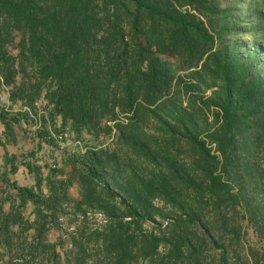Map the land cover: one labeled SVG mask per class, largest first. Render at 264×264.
I'll return each instance as SVG.
<instances>
[{"label": "trees", "instance_id": "1", "mask_svg": "<svg viewBox=\"0 0 264 264\" xmlns=\"http://www.w3.org/2000/svg\"><path fill=\"white\" fill-rule=\"evenodd\" d=\"M193 10L181 9L176 0H0V87L10 89L12 101L26 102V84L19 83L18 79L21 74L25 77L30 69L34 76V80L30 79L32 103L35 95L45 89L46 97L65 123L72 121L78 130L87 129L93 133L120 132L117 137L120 149L110 155L115 158L116 166L125 153H143L147 160L156 161L162 156L160 160H170L164 147L169 139L139 134V126L147 122L154 121L167 128L171 127L168 121L178 122L186 131L183 136L192 141L184 140L194 149L196 157L191 161L192 167L174 171L175 181L187 184L188 188L166 185L158 190L168 201H179L181 212L191 214V218H180L169 236L162 235V240L155 234L142 236L137 218H130L129 222H124L126 218H115L103 229L90 232L86 229L82 233H87L89 238L85 242H75L79 248L71 252L72 264L86 263V242L102 254L100 264H138L140 261L184 264L187 253L195 250L192 235L185 232V224L197 221L199 206L205 210L203 203L196 202V198H204V191L195 182L205 181L204 187L214 202L222 206L237 205L244 198L234 192L235 183H240L239 171L245 172L248 181L259 171L260 140H251L253 134L259 135V126L250 120L252 117L248 113L249 109L253 114L258 112L254 116L264 113V109L253 108V98L257 93L260 95V88L248 89L253 82L248 81V70L239 63L233 65L227 52L222 56L224 64L218 61L219 53L214 51L215 36L203 20L207 15L198 17L197 8ZM126 25H130L133 34L131 40L136 39L134 45ZM140 38L145 39V44ZM159 52L181 57L186 71L197 69L205 59L202 68L207 70L208 60L214 57L216 67L223 74L220 86L223 101L216 106L222 123L212 132H191L196 123L194 116L198 115L196 110H189L180 101L171 102L173 76L168 65L157 56ZM261 91L263 93L264 89ZM247 104H252L248 110ZM6 117L1 113L0 122L10 129L11 122H7ZM171 135L177 137L174 133ZM203 135L206 138L201 137ZM212 145L217 146L218 154L214 153ZM3 146L0 139V147ZM98 154L107 158L104 150L95 153ZM95 169L105 175L112 168L101 158ZM243 190V186L240 187V191ZM17 191L37 205L33 191L20 187ZM176 196L183 200L172 198ZM193 202L199 205L198 209ZM128 208L133 213V207ZM11 218L23 220L20 215L4 214L0 204V233H9L10 224L16 221ZM38 233L35 240L39 242L44 230ZM161 241L168 248L166 256L162 257L158 254ZM212 241L217 240L213 238ZM45 247L51 248L49 252L60 258L54 245L46 244ZM222 248L219 264H228V251L224 245Z\"/></svg>", "mask_w": 264, "mask_h": 264}, {"label": "rangeland", "instance_id": "2", "mask_svg": "<svg viewBox=\"0 0 264 264\" xmlns=\"http://www.w3.org/2000/svg\"><path fill=\"white\" fill-rule=\"evenodd\" d=\"M176 1L183 10L197 8L198 17L207 15L203 20L215 36L214 51L219 53L218 61H222L227 52L233 65L239 63L248 70V81H253L248 89L260 88V95L257 93L253 98V108L264 109V92L261 91L264 89V1ZM125 28L131 40L130 25ZM19 39L17 34L16 41ZM135 40H131L133 45ZM139 41L146 42L144 38ZM11 51L18 54L15 48ZM157 54L173 76L171 102L180 101L198 114L194 116L196 123L191 132H212L222 123L216 106L223 101L220 92L223 74L216 67L214 57L208 60L207 70L202 68L205 59L197 69L186 71L181 57L171 53ZM30 79L34 80L30 69L25 77L21 74L18 79L19 83L26 84V102L12 101L10 89L0 87V114H5L7 122H11L10 129L0 122V139L4 145L0 147V204L4 214L12 213L23 218H11L16 219V223L10 224L9 233H0V264H67L68 261L72 264L74 256L71 252L79 248L75 242H85L89 238L82 232L103 229L115 218H126L124 222L137 218L142 236L155 234L160 240L163 234L169 236L172 226L178 224L180 218H191V214L181 212L179 201H168L160 191L158 193L166 185L168 188L177 185L188 188L187 184L175 181L174 171L180 167H192L191 161L196 156L193 146L184 141L189 137L183 136L186 131L178 122L168 121L173 130L154 121L140 125L138 129L139 134L169 139L164 147L170 160H160L163 156L156 161L147 160L143 153H125L116 166L115 158L110 155L120 149L117 142L120 132L93 133L87 129L78 130L72 121L65 123L46 97L45 89L35 95L32 103ZM251 106L247 104L246 110ZM249 112L250 120L259 126V135L253 134L251 139L260 140L257 152L259 171L250 181L242 169L239 171L237 179L240 183H235L234 192L244 198L237 205L222 206L214 202L204 187L205 181L195 182L204 191V198H196V202L203 203L205 210L193 202L194 208L199 206V218L195 223H186L185 232L192 235L195 252L185 247L194 255L188 256L190 253H187L184 264H219L223 245L228 251V264H264V113L254 116L258 112L253 114L252 109ZM172 133L177 137L174 138ZM246 136L249 138L248 134ZM201 137L206 138V135ZM212 148L216 153L217 146L212 145ZM102 150L107 152V158L95 155ZM101 158L108 168H112L105 175L95 169ZM16 186L33 191L37 205L20 196ZM242 186L244 190L240 191ZM182 197L172 198L183 200ZM128 207H133V213ZM130 214L133 216L123 217ZM41 229L44 234L38 242L35 236ZM213 238L217 241H212ZM46 244L54 245L59 259L49 252L51 248L45 247ZM86 244L84 264H100L103 259L98 248ZM164 244L161 241L158 247L161 257L168 252ZM138 264L147 263L140 261Z\"/></svg>", "mask_w": 264, "mask_h": 264}, {"label": "built area", "instance_id": "3", "mask_svg": "<svg viewBox=\"0 0 264 264\" xmlns=\"http://www.w3.org/2000/svg\"><path fill=\"white\" fill-rule=\"evenodd\" d=\"M101 216V214H99Z\"/></svg>", "mask_w": 264, "mask_h": 264}]
</instances>
